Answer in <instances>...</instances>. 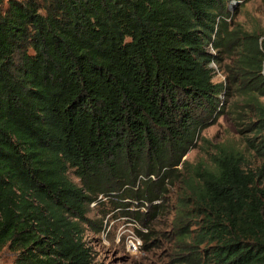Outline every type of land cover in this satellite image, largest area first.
<instances>
[{
    "label": "trees",
    "instance_id": "16d2710c",
    "mask_svg": "<svg viewBox=\"0 0 264 264\" xmlns=\"http://www.w3.org/2000/svg\"><path fill=\"white\" fill-rule=\"evenodd\" d=\"M229 1L0 0V251L14 264H93L88 204L162 198L223 92L257 117L246 141L262 162L218 144L211 167L181 177L180 240L191 201L204 217L180 261L264 264V41L232 26Z\"/></svg>",
    "mask_w": 264,
    "mask_h": 264
},
{
    "label": "rangeland",
    "instance_id": "374dc122",
    "mask_svg": "<svg viewBox=\"0 0 264 264\" xmlns=\"http://www.w3.org/2000/svg\"><path fill=\"white\" fill-rule=\"evenodd\" d=\"M228 10L230 12L228 21H231L234 28L258 32L261 40L264 41V0H231L228 3ZM208 50L217 54L212 46H209ZM209 66L213 68L214 83L226 85L224 70L214 62ZM220 99L225 111L216 123L201 129L193 147L183 158L189 166L187 169L183 167L182 173L179 174L180 178L174 185H171L168 180V192L159 199L160 201L153 202L160 205V210L155 217L148 218L146 222L140 221L134 213L136 211L142 214L151 213L153 205L151 202L148 205H141L138 199L130 198V193L127 191L123 193L128 194L126 195L128 198L124 201L132 203L127 208L129 211H125V207L121 205H115L117 201L114 195L99 194L97 200L88 204V216L93 224L85 225V240L92 248L93 264H181L180 260L184 252L192 245H196L198 241L197 236L204 217L203 213L195 207L196 202L191 201L187 209L190 211L188 215L190 233L181 241L178 232L182 222L178 221V215L182 207L181 202L186 196L181 177L191 175L189 170L198 164L211 167L212 157L217 152L215 145L218 144L244 152L248 168L254 169L261 164L262 159L253 150L247 149L246 141L248 138L260 137L253 124L257 121V117L254 114L243 113L244 109L241 108L243 102H240L238 97H230L228 100L226 93L223 92ZM261 101L264 103V97ZM179 168L182 166L180 165ZM69 176L75 183L82 185L74 169H69ZM152 179L155 180L156 177L152 176ZM143 180L144 178L140 176L137 185H141ZM186 221L184 223L187 224ZM140 232L151 234L150 239L146 241ZM131 235H138L143 240L142 248L136 254L131 253L127 248L126 239ZM200 248L204 250L207 246L203 245ZM15 260L16 254L9 249L4 248L0 251V264H14Z\"/></svg>",
    "mask_w": 264,
    "mask_h": 264
},
{
    "label": "built area",
    "instance_id": "2783aa9c",
    "mask_svg": "<svg viewBox=\"0 0 264 264\" xmlns=\"http://www.w3.org/2000/svg\"><path fill=\"white\" fill-rule=\"evenodd\" d=\"M139 201H140L141 205H148L149 202H150V201H146L144 199H141ZM157 201H160V200H156V201H153V202H157ZM153 202H151L152 205L154 204ZM135 203H138V202H135ZM155 204H157V203H155ZM126 240H127V248H128V250L131 253L136 254V253L140 252V250L142 248V245H143V240H142V238L140 236H138V235H131Z\"/></svg>",
    "mask_w": 264,
    "mask_h": 264
}]
</instances>
